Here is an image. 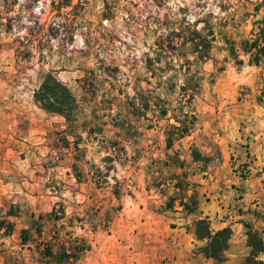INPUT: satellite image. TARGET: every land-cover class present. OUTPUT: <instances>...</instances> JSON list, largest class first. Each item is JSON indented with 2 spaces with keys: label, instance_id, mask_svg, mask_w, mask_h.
<instances>
[{
  "label": "rangeland",
  "instance_id": "rangeland-1",
  "mask_svg": "<svg viewBox=\"0 0 264 264\" xmlns=\"http://www.w3.org/2000/svg\"><path fill=\"white\" fill-rule=\"evenodd\" d=\"M263 21L264 0H0V264H138L143 222L183 206L195 227L201 204L249 214L246 242L210 262L245 264L246 224L264 238V196L243 186L264 184V63L242 41ZM189 23L214 32L210 59L162 50ZM48 72L72 121L34 97Z\"/></svg>",
  "mask_w": 264,
  "mask_h": 264
},
{
  "label": "trees",
  "instance_id": "trees-1",
  "mask_svg": "<svg viewBox=\"0 0 264 264\" xmlns=\"http://www.w3.org/2000/svg\"><path fill=\"white\" fill-rule=\"evenodd\" d=\"M251 34L252 37L242 41V51L250 56V62L252 64L260 65L264 63V25L258 31L253 30ZM167 37L169 39L168 44L170 49H162L165 52H170V50L175 51L179 47L189 46L195 60L206 61L211 58L215 35L210 28L207 30L205 28L199 30L196 24L192 25L189 23L178 31H171ZM232 50L233 54H236L235 48ZM187 62L188 65L184 64L182 68H185V72L189 77L187 83L182 86V88L185 92L191 90L190 96L193 97L194 91L198 87V82L195 79V74L191 71V59L188 57H186V63ZM147 65L154 73L159 68L155 66V59L150 56L147 57ZM34 97L44 110L60 114L65 117L67 121H72L74 119L78 107L77 99L71 89L53 72H48L45 75L42 83L35 90ZM161 112L162 114H166L164 109ZM187 131L188 129H185L183 132ZM171 142L172 140L170 138L168 146H170ZM184 207L189 211H193L188 204H184ZM246 227L248 230V246L251 248V251L245 260V264H264V261L260 258V255L264 253V238L258 230L253 229L249 224H246ZM195 234L198 239L206 241L205 245L200 247V251L207 258H213L218 262H223L226 259L225 253L230 247V239L232 237V229L230 227L214 231L211 228L208 218L205 217L196 221ZM50 254L57 256L53 251H51ZM58 255L67 260L76 258L73 251L68 252L64 250Z\"/></svg>",
  "mask_w": 264,
  "mask_h": 264
},
{
  "label": "crops",
  "instance_id": "crops-1",
  "mask_svg": "<svg viewBox=\"0 0 264 264\" xmlns=\"http://www.w3.org/2000/svg\"><path fill=\"white\" fill-rule=\"evenodd\" d=\"M262 139V138H261ZM259 141H255L254 150L251 149L250 153L255 154L258 158L257 164L262 165V157L264 158V147L262 143L258 145ZM252 148V146H251ZM238 152L242 156L244 161L245 151L239 149ZM249 152V151H248ZM263 155V156H262ZM248 191H251L253 195L260 196L262 202V196H264V184L262 182L255 181L249 184L248 180H245L243 185ZM234 194V193H233ZM246 195L253 196L251 193H245ZM244 209H249L248 197L241 199ZM245 202V203H244ZM233 206H235L233 204ZM262 206V205H261ZM183 206L179 209L166 210L160 215L154 217L153 222H143L146 226V235L138 233L139 248L138 254L142 256V262L138 264H210L213 258H207L201 251L200 247L205 244V240H200L195 234V227L191 216L193 214L182 211ZM218 208L211 209L206 208L203 204L198 208L197 219L207 217L211 220V228L214 231L220 230L225 227L232 229V237L230 239V250L235 249L234 242L236 239L246 242V235L239 234L244 229V221L249 218L246 213H238L231 210L230 219L220 221L215 220V216L220 217ZM224 211V210H223ZM219 212H222L221 210ZM141 226V225H140ZM257 228V226L255 225ZM262 230V228H261ZM248 250L250 247H246ZM135 250V248H134ZM133 250V251H134Z\"/></svg>",
  "mask_w": 264,
  "mask_h": 264
}]
</instances>
